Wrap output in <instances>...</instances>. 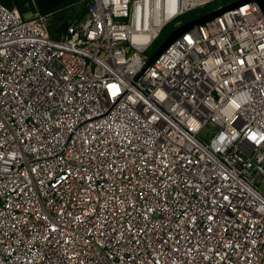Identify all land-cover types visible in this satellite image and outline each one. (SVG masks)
<instances>
[{"label":"built area","instance_id":"obj_1","mask_svg":"<svg viewBox=\"0 0 264 264\" xmlns=\"http://www.w3.org/2000/svg\"><path fill=\"white\" fill-rule=\"evenodd\" d=\"M215 1L89 0L59 38L0 2V264H264L263 9L150 62Z\"/></svg>","mask_w":264,"mask_h":264},{"label":"trees","instance_id":"obj_2","mask_svg":"<svg viewBox=\"0 0 264 264\" xmlns=\"http://www.w3.org/2000/svg\"><path fill=\"white\" fill-rule=\"evenodd\" d=\"M235 1L237 0H218L213 3H209L203 8L195 9L182 16L179 19V22L182 24L186 23L192 19L198 18L218 9L221 6L228 5ZM0 2L10 9L19 7L25 16L37 12L51 14L50 30L54 38H59L64 32L67 31L71 19L76 17H84L89 11V0H36V2H32L31 0H0ZM77 6H81V9H77ZM66 9L71 10L72 14L68 16L65 12ZM174 30L175 26L173 24L169 25L164 30L158 41H156L150 49V56H152L159 45L162 44L167 36Z\"/></svg>","mask_w":264,"mask_h":264},{"label":"water","instance_id":"obj_3","mask_svg":"<svg viewBox=\"0 0 264 264\" xmlns=\"http://www.w3.org/2000/svg\"><path fill=\"white\" fill-rule=\"evenodd\" d=\"M251 1H256L259 3L261 8L264 11V0H237L235 2H232L228 5L219 7L216 10H213L205 15H202L198 18L192 19L186 23H183L180 27L175 29L162 43V45L152 54L150 58V62L155 61L177 38H179L182 34H184L186 31L190 30L194 26L206 23L208 21L213 20L214 18L222 15L223 13L236 8L240 5L246 4Z\"/></svg>","mask_w":264,"mask_h":264},{"label":"rangeland","instance_id":"obj_4","mask_svg":"<svg viewBox=\"0 0 264 264\" xmlns=\"http://www.w3.org/2000/svg\"><path fill=\"white\" fill-rule=\"evenodd\" d=\"M77 9H81V6H77ZM65 12H66V14H67L68 16L72 14V11L69 10V9H66ZM168 34H169V33H168ZM170 34H171V33H170ZM170 34H169V35H170ZM169 35H168V36H169ZM168 36H167V37H168ZM157 41H158V40H157ZM163 42H164V41H163ZM161 45H162V44H160L159 47H160ZM159 47H158V48H159ZM158 48H157V49H158ZM157 49H156V50H157ZM156 50H155V51H156ZM155 51H154V52H155ZM206 137H207V138H206ZM205 138L208 139V134L205 135Z\"/></svg>","mask_w":264,"mask_h":264}]
</instances>
